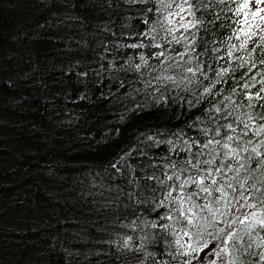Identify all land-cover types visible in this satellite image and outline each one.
I'll use <instances>...</instances> for the list:
<instances>
[{
  "label": "trees",
  "instance_id": "trees-1",
  "mask_svg": "<svg viewBox=\"0 0 264 264\" xmlns=\"http://www.w3.org/2000/svg\"><path fill=\"white\" fill-rule=\"evenodd\" d=\"M142 8L0 0V264H176L137 200L154 195L147 177L163 178L165 159H180L167 141L201 136L189 125L207 104L157 102L156 73L134 67L156 50L125 47L146 30Z\"/></svg>",
  "mask_w": 264,
  "mask_h": 264
},
{
  "label": "snow or ice",
  "instance_id": "snow-or-ice-1",
  "mask_svg": "<svg viewBox=\"0 0 264 264\" xmlns=\"http://www.w3.org/2000/svg\"><path fill=\"white\" fill-rule=\"evenodd\" d=\"M125 3L144 5L146 30L125 47L156 50L141 52L134 67L156 73L147 87L157 102L176 93L189 109L207 104L189 125L201 136L182 147L168 140L180 159H165L163 178L147 177L154 195L137 200L156 212L146 226L160 256L176 264H192L193 254L197 264H264V0ZM150 256L151 264H167Z\"/></svg>",
  "mask_w": 264,
  "mask_h": 264
},
{
  "label": "rangeland",
  "instance_id": "rangeland-1",
  "mask_svg": "<svg viewBox=\"0 0 264 264\" xmlns=\"http://www.w3.org/2000/svg\"><path fill=\"white\" fill-rule=\"evenodd\" d=\"M193 264H197V262H194ZM204 264H208V259L207 258L205 259Z\"/></svg>",
  "mask_w": 264,
  "mask_h": 264
}]
</instances>
